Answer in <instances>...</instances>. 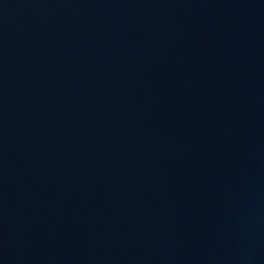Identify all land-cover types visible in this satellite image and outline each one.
Listing matches in <instances>:
<instances>
[{
	"label": "water",
	"instance_id": "1",
	"mask_svg": "<svg viewBox=\"0 0 264 264\" xmlns=\"http://www.w3.org/2000/svg\"><path fill=\"white\" fill-rule=\"evenodd\" d=\"M0 264H264V0H0Z\"/></svg>",
	"mask_w": 264,
	"mask_h": 264
}]
</instances>
